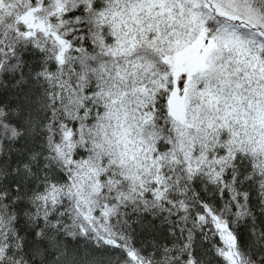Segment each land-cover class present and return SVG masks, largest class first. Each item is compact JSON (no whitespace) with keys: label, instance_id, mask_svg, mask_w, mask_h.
Masks as SVG:
<instances>
[{"label":"snow or ice","instance_id":"obj_1","mask_svg":"<svg viewBox=\"0 0 264 264\" xmlns=\"http://www.w3.org/2000/svg\"><path fill=\"white\" fill-rule=\"evenodd\" d=\"M0 264H264V0H0Z\"/></svg>","mask_w":264,"mask_h":264}]
</instances>
